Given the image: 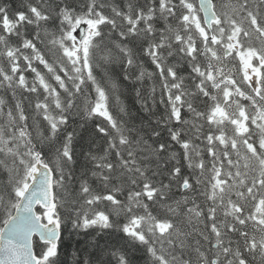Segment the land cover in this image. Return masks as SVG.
Wrapping results in <instances>:
<instances>
[{"label":"snow or ice","instance_id":"1","mask_svg":"<svg viewBox=\"0 0 264 264\" xmlns=\"http://www.w3.org/2000/svg\"><path fill=\"white\" fill-rule=\"evenodd\" d=\"M0 264H264V0H0Z\"/></svg>","mask_w":264,"mask_h":264},{"label":"trees","instance_id":"2","mask_svg":"<svg viewBox=\"0 0 264 264\" xmlns=\"http://www.w3.org/2000/svg\"><path fill=\"white\" fill-rule=\"evenodd\" d=\"M122 99H124L125 103H128V104H131L133 102L130 97L129 98H122ZM137 107H138V105H137Z\"/></svg>","mask_w":264,"mask_h":264},{"label":"rangeland","instance_id":"3","mask_svg":"<svg viewBox=\"0 0 264 264\" xmlns=\"http://www.w3.org/2000/svg\"><path fill=\"white\" fill-rule=\"evenodd\" d=\"M218 2L220 3V0H218Z\"/></svg>","mask_w":264,"mask_h":264},{"label":"bare ground","instance_id":"4","mask_svg":"<svg viewBox=\"0 0 264 264\" xmlns=\"http://www.w3.org/2000/svg\"><path fill=\"white\" fill-rule=\"evenodd\" d=\"M217 3H219L218 0H217Z\"/></svg>","mask_w":264,"mask_h":264}]
</instances>
